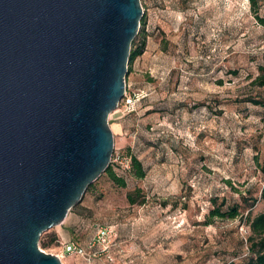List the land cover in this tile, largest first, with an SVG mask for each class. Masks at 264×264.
<instances>
[{"label":"rangeland","instance_id":"374dc122","mask_svg":"<svg viewBox=\"0 0 264 264\" xmlns=\"http://www.w3.org/2000/svg\"><path fill=\"white\" fill-rule=\"evenodd\" d=\"M143 15L128 61L126 96L108 118V167L44 231L39 247L62 264H229L248 258V222L264 211V99L255 79L264 67V0H140ZM118 126H120L118 128ZM145 171L134 175L130 156ZM135 202L130 204L127 194ZM236 207L234 218L209 217ZM111 225L112 261L63 252L61 239L86 246L97 226ZM43 244H45L43 246Z\"/></svg>","mask_w":264,"mask_h":264},{"label":"water","instance_id":"95a60500","mask_svg":"<svg viewBox=\"0 0 264 264\" xmlns=\"http://www.w3.org/2000/svg\"><path fill=\"white\" fill-rule=\"evenodd\" d=\"M140 0H0V264L39 247L108 167Z\"/></svg>","mask_w":264,"mask_h":264},{"label":"trees","instance_id":"16d2710c","mask_svg":"<svg viewBox=\"0 0 264 264\" xmlns=\"http://www.w3.org/2000/svg\"><path fill=\"white\" fill-rule=\"evenodd\" d=\"M249 1L251 2L252 7L254 8L257 5L258 0ZM142 49V44L137 45L134 39L131 44L129 62H131L135 57L140 55ZM260 71L261 73L256 77L255 81L258 86H264V67H261ZM250 101L255 105L262 106L264 109V99L252 98L250 99ZM130 160L134 175L137 178L144 177L145 171L143 170L140 161L132 155L130 156ZM260 167L261 170L264 172V162L260 165ZM104 173L117 186H126L125 180L122 177L117 176V174L113 172L110 167H107ZM92 185L93 183H91L86 190L90 189ZM127 199L130 204H133L135 202L131 193L127 194ZM260 199L264 201V186L261 189ZM238 214L239 213L236 207H230L227 209V211H221L219 207H215L210 211L209 217L223 218L225 216H228L229 218H234ZM247 230L249 232L246 238V241L248 243V258L238 261L233 260L229 264H264V211L249 219ZM53 239H55L57 243L60 242L57 235H54ZM44 245L45 244H43V246Z\"/></svg>","mask_w":264,"mask_h":264},{"label":"built area","instance_id":"2783aa9c","mask_svg":"<svg viewBox=\"0 0 264 264\" xmlns=\"http://www.w3.org/2000/svg\"><path fill=\"white\" fill-rule=\"evenodd\" d=\"M126 96V91L124 93ZM138 100L135 96H126L124 107L127 112L133 109L134 103ZM116 237L115 228L111 225L97 226L93 239L86 245H80L74 241L64 243L63 252L68 255L82 256L87 262H91L94 256L103 255L106 260L112 261V241ZM58 256V255H57ZM60 259L61 255L58 256Z\"/></svg>","mask_w":264,"mask_h":264},{"label":"crops","instance_id":"0c3cea01","mask_svg":"<svg viewBox=\"0 0 264 264\" xmlns=\"http://www.w3.org/2000/svg\"><path fill=\"white\" fill-rule=\"evenodd\" d=\"M120 126H118V128H119ZM56 233H57V236L59 237V239H61L62 240V242H64V243H66V242H69L70 240H65V238H64V236H63V234L61 233V232H59V231H56ZM79 244V243H78ZM81 245V244H80Z\"/></svg>","mask_w":264,"mask_h":264}]
</instances>
